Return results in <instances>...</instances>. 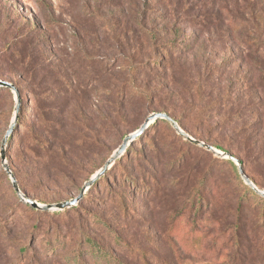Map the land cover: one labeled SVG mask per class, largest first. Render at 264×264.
<instances>
[{
  "label": "rangeland",
  "instance_id": "rangeland-1",
  "mask_svg": "<svg viewBox=\"0 0 264 264\" xmlns=\"http://www.w3.org/2000/svg\"><path fill=\"white\" fill-rule=\"evenodd\" d=\"M47 1L53 6L59 25L49 41H43L46 53L39 56L44 66L38 71L35 81L30 87H21L20 112L23 117L20 122L17 121L18 131L14 130L6 146L7 162L14 171L19 170L22 174L30 198L40 204H55L76 198L86 182L122 145L125 137L136 132L148 116L164 110L177 118H184V125L188 127L190 135L199 133L200 137L208 138L215 146L222 148L217 149L242 160L248 175L264 191V147L260 150L244 147L240 134L235 130L238 126L227 124L211 111L212 106L217 105L224 95L231 93L243 96L248 111L245 121L248 138L252 143L264 142V83L259 79L258 67L249 59V55H254L255 49H249L252 44L264 48L263 22L255 24L249 16V21L245 22L227 19L218 33H206L194 28L185 17L176 21L165 14L160 0H133L139 6V12L145 5L146 22L150 26L156 25L160 30L169 31L177 23L187 35L196 32L193 43L197 50L177 60L172 72L164 74L161 71L163 74L143 76L147 77L143 79L144 84L152 92L155 88L159 89L156 98L150 101L136 98L123 100L121 97L132 91L120 76V66L125 60L123 55L133 54V47H139L138 42L141 40V37L129 32L130 28H135L131 20L135 9L119 8L123 13L121 20V15L114 8L117 0ZM100 14L104 18H114L118 24L121 20L124 25H119L116 32H110L105 28V19ZM40 15L36 0H0V54L7 45L15 42L13 37L26 25V20L37 27L41 22ZM126 31L129 40H125L121 34ZM183 39L187 40V37ZM125 44L131 49L128 50ZM49 47L54 48V51L50 53ZM79 51L86 53V56L81 57V63L77 56ZM263 55L260 49L258 60H263ZM47 57L56 61L61 74L65 73V68H70L74 98L71 112L76 117L79 112L76 97L82 96L85 86V128L82 134L71 131L69 142H63L66 144L63 147L69 163L67 166L60 165L59 156L62 153H57L45 157L44 162L37 161L41 165L37 172L29 159V147L32 146L28 134L40 115L60 120L69 102L64 95L50 99L47 94L54 80L53 74L58 70L49 66V62L45 63ZM2 60L0 56V79H19L18 69ZM80 75L83 77L81 84V79H78ZM12 94V104L0 95V264H133L140 254L155 264L160 259L168 260L171 264H264V252H258L253 243L250 245L254 247L243 260L233 256L230 259L226 257L227 253L218 257L215 251L199 250L197 245L195 251H185L186 254L179 256L174 245L169 244L166 231L170 220V202L158 200L149 203V185L143 182L139 188L131 185L134 178L142 177L140 165L146 157L151 156L153 146L158 145L160 150H166L167 156L171 158L181 149V152H186L189 164H200V168L206 166L215 172L217 178L224 176L227 180L229 178L231 184L237 183V186H229L223 192L224 198L232 200L235 195L245 196L242 185L234 181V175L226 163L219 164L217 161V158L227 159L196 145L198 148L190 145L186 147L184 144L178 146L170 137L179 135L171 125H152L144 138L131 145L130 153L117 160L106 179L98 187L88 190L72 209L32 212L31 206L15 192L1 161L2 141L15 113V95ZM258 95L263 97L262 101ZM116 97L119 100L115 102ZM199 110H209V113L199 115ZM109 113H113V118L110 123H106V114ZM259 118L262 119L261 123ZM233 122L241 125L240 120L233 119ZM62 137L61 132L56 140L60 143ZM2 169L9 182L2 176ZM65 174H69L72 180ZM239 177L245 183L240 173ZM219 181H216L217 186ZM167 192L165 195H168ZM245 197L251 204L258 203L252 194ZM211 198H217L216 190L211 193ZM227 208L228 205L215 211L222 214ZM176 227L182 237L193 240L187 215L178 220ZM252 228L253 224L249 230ZM251 235L256 242H262L264 231L251 232ZM85 236L99 242L114 259L96 254L85 242Z\"/></svg>",
  "mask_w": 264,
  "mask_h": 264
},
{
  "label": "trees",
  "instance_id": "trees-1",
  "mask_svg": "<svg viewBox=\"0 0 264 264\" xmlns=\"http://www.w3.org/2000/svg\"><path fill=\"white\" fill-rule=\"evenodd\" d=\"M117 1L118 3L116 6L114 5V8L121 15V20L123 18V13L120 9H135L134 18H131L135 28H130V30H128L136 37H141V40L139 39L140 41L138 42L139 47H133L135 52L130 54L133 56L127 54L123 55L125 60L120 66V76L123 79L124 84L127 83V86H130L132 91L126 92L121 98L123 100L136 98L139 101H150L152 98L157 97L156 91H159V89L155 88L152 92L150 87L144 84L143 79L145 80L151 74L156 75L161 74L162 72L167 74L168 71L172 72L176 68L177 60L192 55L193 52L197 50L193 43V38H196L197 34L195 32L191 35H187L178 27L177 23H175L173 29H170L169 31L160 30L156 25L150 26V24L146 22L145 5L144 9L139 12V6H137L133 0ZM263 1L264 0H160L159 4L165 10V14H169L172 18H175L176 21L180 17H185L193 27L195 26L194 28L196 29L206 33L212 31L218 33L219 28L224 25L227 19H236V21L239 20L245 22L249 21L247 20V16H249L254 19L255 24H259V22H263L262 24H264ZM36 2L41 12V22L35 27L29 22V20H26V25L15 33V36L13 37L15 42L7 45L0 54L3 58V62L15 66L20 72L19 79L16 81L2 78V80L13 83L18 88L20 95H22V85L30 87L35 81L34 79H36L38 71L44 66H42L39 56L42 53H46L43 41H49L50 37H52L51 35L55 32V28L59 25L53 6L47 0H36ZM112 11H108V13L111 14ZM91 12L95 13V11ZM101 18H104V16L101 15ZM104 19V26L110 32H116L119 25H124L121 20L118 24L114 18L110 19L105 17ZM127 23L128 22L126 21V25ZM121 34L125 40H129L128 31ZM186 37L187 40H184L183 38ZM125 45L128 47V50L131 49V46L128 44ZM258 47L259 46L256 43L249 47L250 50L255 49L253 51L254 55H249V59L255 64L254 66L258 67L257 69L260 73L259 79L264 83V58L261 61L257 58L260 49L264 52V48ZM49 51L50 53L53 52L54 48L49 47ZM77 56H79L78 61L81 63L83 59L81 57L86 56V53L84 54V51H79ZM186 60L188 61V58H186ZM47 62H49V66L53 67V69H58L55 70V73L53 74L55 75L54 80L47 89L49 98L56 99L64 95L66 101L69 100V102L65 114L64 116H61L60 120H53L52 118H47L46 115H40V117L34 122V126L28 134L29 138H31L30 145L32 146L31 148L29 147V152L31 153V158L29 159H31L30 163L34 166L33 168L37 172L40 170V162H44L45 157L57 153H62V155L59 156L60 165L67 166L69 163L64 156L65 149L63 147V145L66 146V144L63 142L68 141L71 131H78L79 134H82V129L85 128L86 112L84 109L85 104H83V102L87 100L85 86L83 85L84 91H82V96L76 97L79 104V112H77L78 117H76L75 114L72 115L71 112L72 100L74 98L72 97L73 84L69 76L70 68H65V73L61 74L56 65V61L53 60V58L51 59L50 57H47L45 63ZM258 63H261V65L259 66ZM81 75L78 77V79H81L80 84L83 81ZM144 75H147V77L144 78ZM0 95L5 99H8V102L12 104L13 94L11 90L0 87ZM110 97L112 98V96ZM258 98L262 101L263 97L258 95ZM243 99V96L237 94L234 95L230 93L224 95L220 98V102H218L217 105L212 106L211 111L216 117L219 116V118L223 119L227 124L232 123V125L235 124L238 126L235 127V130L240 134L242 145L244 147L250 146L260 150L264 147V142L256 141L252 143L250 138H248L247 123L245 122L248 111L244 106L245 102ZM114 100L116 102L119 98L116 97ZM199 111V115H207L209 113V110ZM162 113H167L175 119L179 126L189 134L190 131H188V127H186L183 122L184 118H177L165 110ZM112 114L113 113L106 114V123H110L113 118ZM61 115H63V113ZM22 117V112H20L18 122H20ZM233 119L240 120L241 125L237 122L234 123ZM259 120L261 123L262 119L259 118ZM64 123H66V125H64ZM158 124L170 126L167 121L161 119L155 121L151 126ZM151 126H149L142 135L136 138L133 143L144 138V135ZM16 127H18V123L16 124ZM16 127L15 132L18 131ZM61 132L63 137L59 143L56 138ZM191 132L194 131L191 130ZM191 134L195 136L194 138L201 140L206 144L222 149L211 143L210 139L200 137L201 135L199 133L195 132ZM12 137L13 135L10 136V139ZM170 137L178 146L184 144L186 147L190 145L191 147L198 148L179 135ZM131 145L119 159L130 153ZM165 151L160 150L158 145L153 146L151 156L146 157L145 161L140 165L142 177L137 179L134 178V180L131 181V185L135 186V188H139L142 182L144 185H149L147 187H150L148 193L149 203H156L158 200L160 202H170L171 209L168 210L170 220L166 231V237L169 244L172 243L177 249L179 256L186 254L185 251H195L194 249L196 245L199 250L205 249L206 252L215 251L218 257L223 253H227L226 257L230 259L232 256L234 258L239 257L240 260L246 259L247 252H249L255 245L258 252H264V237L262 242H256L255 238H252L254 236L251 235V232L256 233L260 230L264 231V197L258 195L253 189L245 184L243 180H241L234 162L217 158L219 164L223 162L226 163L228 170L234 175V181L242 185L243 195L247 196V194H252L258 200V203L251 204L246 200L245 196L239 195H235L232 200L224 198L223 192L226 191L229 186H237V183L231 184L229 178L227 180L224 176L217 178L215 172L206 166L200 168V164H189L186 159V152H181V149H179L176 156L172 158L171 156H167ZM231 155L234 156L233 154ZM234 157L236 158V156ZM237 159L241 162L245 175L258 189H260V185L246 172L244 162L239 158ZM115 163L113 165H115ZM10 168L19 183L21 191L30 198L28 190L23 184L22 174H20L19 170L16 172L12 167ZM108 171L97 180L90 189L98 187L100 183L106 179ZM1 174L9 182L3 169L1 170ZM65 176L69 180H72V177L69 176V174H65ZM218 179H220L219 186L216 184ZM162 185H164V187H162ZM215 190L217 198L213 200L211 198V193ZM165 191H168L166 193L168 195H165ZM178 191H180V193H177ZM226 205H228V208L224 210L222 214L216 212L219 211L218 209L220 207L223 209ZM72 208L63 211H68ZM30 210L35 213H43L33 207H30ZM185 215H187V219L190 221L191 230L189 233L193 235V240L185 238L184 236L182 237L176 227L178 220ZM249 216L250 218H248ZM251 224H253V228L249 230ZM84 239L85 242L93 248V251L96 254L105 258L114 259L112 254L95 239L88 236H85ZM250 243H253L254 246H251ZM180 245H182V247ZM142 255H138L133 264H155V262L146 260L145 257L143 258ZM157 264L171 263L168 260L160 259Z\"/></svg>",
  "mask_w": 264,
  "mask_h": 264
},
{
  "label": "water",
  "instance_id": "water-1",
  "mask_svg": "<svg viewBox=\"0 0 264 264\" xmlns=\"http://www.w3.org/2000/svg\"><path fill=\"white\" fill-rule=\"evenodd\" d=\"M0 87L11 90V92H13L15 95V102H16L14 117H13L11 124H10L4 138H3V141H2V147H1L2 166L5 170V172L7 173L15 192L21 197L22 201H24L26 204H29L34 209L41 210V211H63L65 209L72 208V207L76 206L83 199L86 192L93 186V184L97 180H99L112 167V165L116 162V160H118L124 154V152L129 147V145H131L136 138H138L140 135H142L148 129V127L151 126V124H153L155 121L160 120V119L167 121L173 127V129L181 137H183L185 140L191 142L192 144H194L196 146L204 148L207 151L212 152L213 154H215L221 158H224V159H227V160L234 162V164L238 168L240 175L244 179L245 183L251 189H253L258 195L264 197V191L258 189L255 186V184L245 175L243 168H242V165H241V162L237 158L232 156L230 153L218 150L215 147H213L209 144H206L205 142H203L201 140L194 138L193 136L188 134L186 131H184L179 126V124L176 122L175 119H173L167 113L160 112V113H153L150 116H148L147 119L144 121V123L141 125V127L136 132L125 137L122 145L116 150V152L106 162V164L88 182H86V184L82 188L80 194L76 198L68 200V201H64L61 203L40 204L39 202L33 200L32 198H29L28 196H26L21 191L19 183H18L13 171L11 170V168L7 162L6 146L8 143V139L10 138V136L12 135V133L15 130V127H16V124H17V121L19 118L20 109H21V95H20L18 88L13 83H11L9 81L0 79Z\"/></svg>",
  "mask_w": 264,
  "mask_h": 264
}]
</instances>
